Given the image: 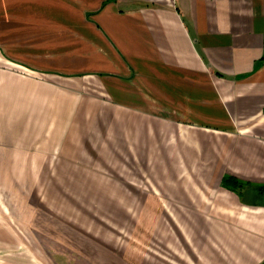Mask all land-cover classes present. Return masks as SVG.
Here are the masks:
<instances>
[{
	"label": "crops",
	"instance_id": "0c3cea01",
	"mask_svg": "<svg viewBox=\"0 0 264 264\" xmlns=\"http://www.w3.org/2000/svg\"><path fill=\"white\" fill-rule=\"evenodd\" d=\"M0 264H264V0H0Z\"/></svg>",
	"mask_w": 264,
	"mask_h": 264
},
{
	"label": "rangeland",
	"instance_id": "374dc122",
	"mask_svg": "<svg viewBox=\"0 0 264 264\" xmlns=\"http://www.w3.org/2000/svg\"><path fill=\"white\" fill-rule=\"evenodd\" d=\"M190 161L187 162V161ZM161 164L159 167L160 170V174L158 175V180L160 181V198L165 197L167 193V190L164 189V187L166 186V181H173V179L176 177V181H183V179L181 177H185L188 178L191 181H195L197 182L198 180H196L194 177H192V175L189 174H185V173H181V174H172V164L170 162H168V159H161ZM176 164L181 168V171H185L187 172V167L190 168V165L193 166L194 162H192L190 159H177ZM198 165V164H197ZM194 165V166H197ZM184 166H186V169L184 168ZM193 166V167H194ZM170 170V174L169 171ZM101 177H103V174L100 175ZM133 177V181H135V175L130 174V177ZM157 174H154V177H156ZM180 177V178H179ZM198 177V176H197ZM152 178L151 174H145L144 175V181L150 182ZM191 178V179H190ZM100 180V179H99ZM130 180V179H129ZM201 180V178L199 179ZM208 181H210L208 179ZM134 192V191H133ZM149 191H145V193H147ZM179 191H177L178 193ZM182 192V190H181ZM65 193H67V191L65 190ZM150 194V192H149ZM146 197V194H145ZM177 197H179V195H177ZM182 197V196H180ZM73 201L72 198H69V201ZM73 202H70V205H66L64 206V208L69 210V216L68 218H64L63 223L65 225V229L70 228V229H93L95 231H104L103 229L106 228V231L104 233L110 235L112 237V239L116 240L117 238H121L122 240H127V243L129 245H132L134 247V243H135V234H136V230H135V224L132 222L129 223H123L121 221H115V217L114 214H109V211L105 212L104 207L103 206H98L95 205L94 208V212L93 215H89L87 213H85V210L91 209L90 207H88L87 205H80V204H72ZM82 203V202H80ZM72 213V214H71ZM119 214V213H118ZM117 217L120 218V215H118ZM146 223V222H145ZM180 226L182 225V223H177ZM148 226L150 227V224H148ZM146 228V227H145ZM67 231V230H65ZM67 241H70L69 239H66Z\"/></svg>",
	"mask_w": 264,
	"mask_h": 264
},
{
	"label": "trees",
	"instance_id": "16d2710c",
	"mask_svg": "<svg viewBox=\"0 0 264 264\" xmlns=\"http://www.w3.org/2000/svg\"><path fill=\"white\" fill-rule=\"evenodd\" d=\"M230 179L228 178V179H226V181H229Z\"/></svg>",
	"mask_w": 264,
	"mask_h": 264
}]
</instances>
